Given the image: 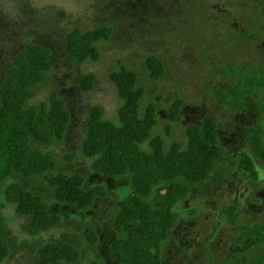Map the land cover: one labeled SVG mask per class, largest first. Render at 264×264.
<instances>
[{
	"label": "trees",
	"instance_id": "obj_1",
	"mask_svg": "<svg viewBox=\"0 0 264 264\" xmlns=\"http://www.w3.org/2000/svg\"><path fill=\"white\" fill-rule=\"evenodd\" d=\"M239 1L238 4L222 2L224 9L214 5L216 17L223 19L222 24L217 20L216 25L226 29L228 35H240H235L236 38L226 35L227 44L235 46L236 40L255 42L261 56L258 54L259 60L253 64L226 62L232 59L231 55L229 59H224L227 55H218L220 62L214 58L209 60L212 65L208 62L207 68H217L228 79L226 86H211L212 96L229 108L228 117L226 123L220 117L209 115L187 123L183 141L165 138L172 123L187 110L183 98L174 95L165 111L164 135L155 133L160 118L156 101L161 94L141 105L145 89L136 85V72L122 64L107 74L119 98L115 118L105 117L104 108L99 104L84 108L81 136L73 152L64 153L59 163L43 147L66 142L73 135L72 105L62 95L59 85L52 86L46 101L37 105L29 103L34 89L44 84L47 75L53 72L55 50L29 41L2 68L0 64V182L20 176L42 183L56 201L80 211L77 217L87 215L89 210L101 212L100 222L79 225L73 235H63L74 241L63 238L43 242L30 264H164L163 243L182 216L190 217L196 212L190 208L180 211L178 204L188 201L199 189L209 188L218 170L230 169L224 152L229 146L227 142L233 143L229 138L231 128L241 126L240 118L249 119L251 124L242 125L243 131L239 130L243 133L240 139L247 143L248 149L238 152L241 157L236 155L235 167L242 175L257 178L253 156L264 162V100L260 98L264 94V28H257L264 21V0ZM250 4L253 11L262 10L260 17L243 11ZM136 10L137 17L146 14L142 7ZM42 11L43 7L38 5L31 13L43 15V19L56 17L54 13ZM51 19L49 29L53 36L58 35L61 31H57L55 20ZM112 23L97 22L92 28L84 29L67 27L60 33L59 58L63 55L64 60L75 64L98 60V44L113 40L118 23ZM202 51L207 58L211 49ZM143 60L152 79L164 74L165 64L155 53L145 55ZM69 78L74 89L86 93L93 89L95 74L91 71L72 74ZM249 103L259 111L256 116L249 112ZM74 135L78 136L76 132ZM77 159L87 161L88 170L73 169ZM65 163H68L65 168L59 167ZM121 189H128L123 197L119 193ZM4 196L15 214L24 218V230L30 238L51 230L60 220L59 215L49 211L48 203L40 194L17 182L7 184ZM239 205V200L221 205L220 221L237 231L235 247L248 241L249 246L259 245L264 250V219L251 225L242 223ZM220 221L217 220L203 242L208 243L214 236ZM98 247L103 249L102 254ZM8 252V245L0 240V262ZM206 253L198 259L203 264H251L250 259L237 251L226 259ZM251 258L256 260L255 264H264L263 252H256Z\"/></svg>",
	"mask_w": 264,
	"mask_h": 264
},
{
	"label": "rangeland",
	"instance_id": "obj_2",
	"mask_svg": "<svg viewBox=\"0 0 264 264\" xmlns=\"http://www.w3.org/2000/svg\"><path fill=\"white\" fill-rule=\"evenodd\" d=\"M230 1L240 2L239 0H96L93 6L94 0H28L23 6L24 0H0L1 68L12 55L22 50L26 42L35 41L55 50L53 72L47 75L44 84L34 89L29 103L37 105L46 101L53 85H59L62 95L64 94L63 96L71 103L72 133L74 135L76 132L78 136L70 134L66 142L43 147L45 151L56 156L59 163L62 161L59 158H62L64 153L73 152L76 147L77 140L81 136L84 108L99 104L104 108L105 117L115 118L119 98L107 74L122 64L136 72V85L145 89L141 105L153 101L155 96L161 94V98L156 101L160 118L154 128L155 133L164 135L165 111L174 95L183 98L187 110L172 123L169 134L165 136L168 140L183 141V130L187 123L196 122L205 115L220 117L226 123L225 118L228 117L229 108L218 103L212 96L214 91L211 88L213 85L217 87L228 85V79L224 75L221 76L217 68L214 69L212 66L207 68L209 63L212 65L209 60L214 58L216 62H220L221 57L218 55H227L224 59H229L231 55L232 59L226 62L253 64L259 60L258 54L262 53L260 48H255V42L236 40L235 46L227 44L229 37L226 38L228 35L226 29L216 25L218 21L222 24L223 19L221 16L216 17L215 11L218 8L224 9L223 3ZM38 5L43 7L45 13L50 15L54 13L56 17L43 19V15L34 16L35 13L31 11L38 8ZM214 5L218 7L213 10ZM139 7L145 9L146 14L137 17L136 9ZM231 7L234 8L232 5ZM243 9L253 13L255 17L262 15V10L253 11L251 4ZM51 18L55 20L54 26L58 32H63L67 27L92 28L97 22H107L111 25L112 22L118 23L112 36L116 42H112L113 40L100 42L98 44L100 57L96 61L69 63L64 60L63 55L59 58L60 54L57 51L59 48L61 53L59 43L61 32L52 35L53 31L49 29L51 26L49 23H53ZM257 28L263 29L264 21L258 23ZM54 32L56 33V29ZM231 35L233 38H236L235 35L240 36L234 33ZM206 49H211L212 52L209 51L207 58H204L202 50ZM150 53H155L165 64V72L158 79H152L145 70L143 59ZM89 71L95 74L93 89L87 93L74 89L69 76ZM1 75L0 69V78ZM48 85L51 87L49 88ZM260 98L264 100V94ZM247 106L252 116L258 114L259 111L253 104L249 103ZM238 120L241 126L251 124L249 119ZM241 126L236 125L231 128L232 133L229 134V138L233 143L227 142L229 146H226L224 152V158L230 169L218 170L209 188L205 186L199 189L188 201L178 204L180 211L190 208L196 209V212L190 217L182 216L172 229L170 237L163 243L164 264H203L204 261L198 259L204 258L202 254L206 252H212L216 257L226 259L228 256H233L235 251L250 259L251 264H255L256 260L251 256L259 251L264 253L261 246H249L248 241L235 247L234 238L237 231L226 222L220 221L218 214L221 205L239 200V220L242 223L251 225L264 219V162L253 156L257 171L256 179L242 175L235 167L238 157H241L238 152L248 149L247 143L240 139L243 138V135L240 136L243 134ZM75 161L73 169L76 167L83 168L84 171L88 170L87 161L82 159ZM67 165L68 163L59 164V167L65 168ZM11 181L25 186L35 194H40L48 203L49 211L60 216L58 224L51 230L38 234L36 238H30L24 230V218L16 215L12 205L6 203L4 189ZM97 182L99 183L100 180ZM127 192L128 189L119 191L122 197ZM257 199L259 202L255 201ZM79 212L65 203L56 201L42 183L20 176L0 182V240L4 241L9 249L5 260L0 264H30L43 242L63 238L74 241L75 239L63 235L65 233L73 235L79 225L100 222L99 211L93 213L89 210L87 215L80 214V218L77 217ZM217 220L220 223L215 229L214 236L208 243L203 242L217 225ZM98 250L102 254L103 249L98 247Z\"/></svg>",
	"mask_w": 264,
	"mask_h": 264
},
{
	"label": "flooded vegetation",
	"instance_id": "obj_3",
	"mask_svg": "<svg viewBox=\"0 0 264 264\" xmlns=\"http://www.w3.org/2000/svg\"><path fill=\"white\" fill-rule=\"evenodd\" d=\"M256 205H258V204H256Z\"/></svg>",
	"mask_w": 264,
	"mask_h": 264
},
{
	"label": "clouds",
	"instance_id": "obj_4",
	"mask_svg": "<svg viewBox=\"0 0 264 264\" xmlns=\"http://www.w3.org/2000/svg\"><path fill=\"white\" fill-rule=\"evenodd\" d=\"M174 228V227H173Z\"/></svg>",
	"mask_w": 264,
	"mask_h": 264
}]
</instances>
